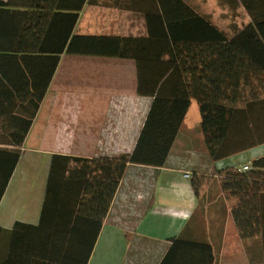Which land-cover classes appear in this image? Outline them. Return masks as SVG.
I'll return each instance as SVG.
<instances>
[{"label": "crops", "instance_id": "obj_1", "mask_svg": "<svg viewBox=\"0 0 264 264\" xmlns=\"http://www.w3.org/2000/svg\"><path fill=\"white\" fill-rule=\"evenodd\" d=\"M184 2L228 37L253 21L252 12L264 11V0H215L209 12L203 0ZM165 3L185 21L184 6ZM159 11L158 0H0V132L25 129L31 121L0 201V264L12 255L16 224H40L54 157L131 155L154 101L153 94L139 93L134 58L64 51L55 62L44 52L57 55L69 28L72 36L146 37L147 14ZM175 87L169 84L167 93ZM193 109L194 122L188 118ZM202 124L192 98L165 164L128 162L87 264H162L172 247L166 264H264L262 230L252 235L249 229L254 220L262 224L259 195L236 187L234 181L245 180L225 173L264 156V143L215 160ZM195 133L207 150L195 148L183 163L185 149L196 145ZM15 145L0 140L3 148ZM252 195L253 208L245 201Z\"/></svg>", "mask_w": 264, "mask_h": 264}, {"label": "trees", "instance_id": "obj_2", "mask_svg": "<svg viewBox=\"0 0 264 264\" xmlns=\"http://www.w3.org/2000/svg\"><path fill=\"white\" fill-rule=\"evenodd\" d=\"M158 1L161 11L147 14L146 37L72 36L69 28L57 55L44 52L55 62L64 51L134 58L139 93L153 94L154 101L131 155L114 160L54 157L40 224H16L8 264H87L128 162L164 165L192 98L200 106L203 134L213 159L264 143V11L252 12L253 21L228 37L184 0L175 2L187 10L185 21L177 7ZM78 17L76 10L73 24ZM55 70L56 64L49 81ZM173 82L175 89L167 93ZM30 123L25 129L0 132L7 137L0 140L16 144L0 147V201ZM225 173L244 179L247 192L259 195L264 243V156L254 159L248 171L228 169ZM192 184L198 193L197 182L192 180ZM250 228L255 235L253 222Z\"/></svg>", "mask_w": 264, "mask_h": 264}, {"label": "rangeland", "instance_id": "obj_3", "mask_svg": "<svg viewBox=\"0 0 264 264\" xmlns=\"http://www.w3.org/2000/svg\"><path fill=\"white\" fill-rule=\"evenodd\" d=\"M211 5H213V6L216 5L215 0H203V7H204L203 11H204V12H209L210 9H211V7H212ZM236 9H237V8H236ZM197 106H198V105H197ZM188 118H189V121L194 122L195 119L198 118V111H196V109H193V110L189 113ZM197 130H198V129H197ZM197 130H196V128L193 129L194 132H195V131L198 132ZM239 131L242 132V130H239ZM195 134H196V133H195ZM199 135H200V133H197V134H196V138H197V139H195V144H196V145H195L194 147H191L190 149L186 148V149H188V150L185 149V151L183 152V156H185V158H186V160H183V163H187V161H189V158H190V157L193 158V156H194V154H195V148H196L197 150L201 149L202 152H204V150H207L205 142L203 141V142L200 143V141H199ZM202 137H203V135H202ZM181 151H183V149H181ZM234 185H235L236 187H243L245 184L242 183V182H239V181H234ZM245 201H249L251 208H253V207L256 205V201H255V197H254V195H252V196L250 197V199H246ZM258 214H259V211L257 210L255 215H258ZM254 224H255V228H256L255 230L260 231V230H261V224H260V222L254 220ZM249 229H250V230H253V229L250 228V227H249Z\"/></svg>", "mask_w": 264, "mask_h": 264}, {"label": "built area", "instance_id": "obj_4", "mask_svg": "<svg viewBox=\"0 0 264 264\" xmlns=\"http://www.w3.org/2000/svg\"><path fill=\"white\" fill-rule=\"evenodd\" d=\"M250 169H252V162L243 165V166L240 167L238 170H239L240 172H245V171H248V170H250ZM185 175H186L187 177H189V176H190V173H186Z\"/></svg>", "mask_w": 264, "mask_h": 264}]
</instances>
